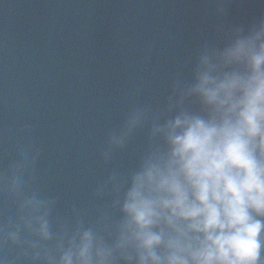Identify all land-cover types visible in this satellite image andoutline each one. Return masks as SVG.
Here are the masks:
<instances>
[{"label": "clouds", "instance_id": "1", "mask_svg": "<svg viewBox=\"0 0 264 264\" xmlns=\"http://www.w3.org/2000/svg\"><path fill=\"white\" fill-rule=\"evenodd\" d=\"M231 0H217L216 16ZM219 41L196 51L162 107L134 105L108 135L109 164L144 130L133 168L113 167L92 196L73 205L34 189L40 152L20 146L0 169V264H264V15L215 25Z\"/></svg>", "mask_w": 264, "mask_h": 264}, {"label": "water", "instance_id": "2", "mask_svg": "<svg viewBox=\"0 0 264 264\" xmlns=\"http://www.w3.org/2000/svg\"><path fill=\"white\" fill-rule=\"evenodd\" d=\"M0 0V169L20 146L39 150L33 188L58 196L54 215L73 205L106 207L92 196L118 168H133L144 130L104 164L101 151L134 105L166 102L190 78L196 51L218 42L215 25H248L264 0ZM15 208L0 197V221Z\"/></svg>", "mask_w": 264, "mask_h": 264}]
</instances>
